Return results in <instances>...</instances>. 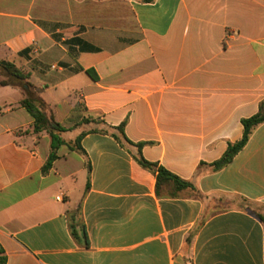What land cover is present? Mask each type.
<instances>
[{
  "label": "crops",
  "instance_id": "1",
  "mask_svg": "<svg viewBox=\"0 0 264 264\" xmlns=\"http://www.w3.org/2000/svg\"><path fill=\"white\" fill-rule=\"evenodd\" d=\"M0 60L85 153L63 145L43 173L51 137L0 86V264H264V224L240 205H264V123L210 167L264 102V0H0ZM123 123L196 191L158 193L111 135Z\"/></svg>",
  "mask_w": 264,
  "mask_h": 264
},
{
  "label": "trees",
  "instance_id": "2",
  "mask_svg": "<svg viewBox=\"0 0 264 264\" xmlns=\"http://www.w3.org/2000/svg\"><path fill=\"white\" fill-rule=\"evenodd\" d=\"M143 1L146 3H151L153 0ZM88 74L92 76V78H96V76L93 75L92 71H88ZM0 77H2V80L0 81L1 87L11 86L23 92L24 99L22 100L21 105L34 119V133L39 134L42 132H46L51 137V153L43 168V173H47L52 168L54 162L58 159V150L63 145H67L71 150L77 151L81 154H85L84 150L81 147V140L84 135L80 136L72 142H66L63 139V134L66 133L67 130L55 120L54 116L51 113H47L46 104L38 96L36 88L30 83V75L26 71L17 68L15 65L9 62L0 60ZM263 123L264 102L260 104L259 112L255 116L243 120L242 124L244 127V136L242 140L237 144L229 145L224 157L219 161L211 164L210 167H212L214 171H218L225 167L228 163H230L233 157L246 145L253 132ZM124 127L125 123L118 127H112V129L110 130L111 135L124 148L129 150V152L133 155L134 159L141 167L156 175V189L158 193L161 187L167 185L171 186L172 190L174 191L171 195H176L178 192L188 189L196 191L195 182L183 180L170 173L163 167L158 166V164L147 161L142 154V149L146 145V143L136 144L130 141L125 135ZM240 205L242 206V208L256 216L264 224L263 204L241 200ZM70 226L75 237L78 236L77 228H80L87 242L84 225L81 222L79 211L75 216L71 218Z\"/></svg>",
  "mask_w": 264,
  "mask_h": 264
},
{
  "label": "built area",
  "instance_id": "3",
  "mask_svg": "<svg viewBox=\"0 0 264 264\" xmlns=\"http://www.w3.org/2000/svg\"><path fill=\"white\" fill-rule=\"evenodd\" d=\"M64 199V194L63 193H60L58 197H56V200L57 201H63Z\"/></svg>",
  "mask_w": 264,
  "mask_h": 264
},
{
  "label": "rangeland",
  "instance_id": "4",
  "mask_svg": "<svg viewBox=\"0 0 264 264\" xmlns=\"http://www.w3.org/2000/svg\"><path fill=\"white\" fill-rule=\"evenodd\" d=\"M1 80H2V77H0V81H1ZM46 111H47V113H50L48 109H47ZM68 138H70V137L67 136V135H65V139H68Z\"/></svg>",
  "mask_w": 264,
  "mask_h": 264
}]
</instances>
